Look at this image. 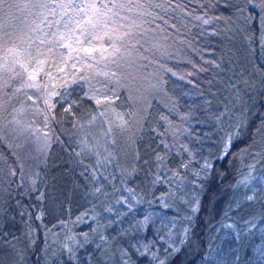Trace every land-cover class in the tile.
Wrapping results in <instances>:
<instances>
[{"label": "trees", "instance_id": "1", "mask_svg": "<svg viewBox=\"0 0 264 264\" xmlns=\"http://www.w3.org/2000/svg\"><path fill=\"white\" fill-rule=\"evenodd\" d=\"M103 2L123 5L131 35L115 56L84 64L67 59L47 21L31 31L41 9L5 0L0 12V57L43 53L55 77L50 142L36 161L8 131L22 97L0 71V264H264V0ZM97 118L110 141L100 159L77 143ZM158 214L187 223V236L156 263L131 244Z\"/></svg>", "mask_w": 264, "mask_h": 264}, {"label": "rangeland", "instance_id": "2", "mask_svg": "<svg viewBox=\"0 0 264 264\" xmlns=\"http://www.w3.org/2000/svg\"><path fill=\"white\" fill-rule=\"evenodd\" d=\"M15 48L18 52H20V55L14 56L6 51L0 57V71H3L9 76L16 78L15 89L22 97V100L13 109L10 115L8 131L10 134H12V136H9L19 139V146H24L26 148V155L29 154V157L37 161V159L42 158L50 142V135L48 133V115L50 109V100L54 93V83L53 79L51 81L49 80L47 74L38 77L36 81L29 80L28 76L32 72L36 60L42 59L39 56L34 55V53H31L30 59L27 54L23 53V50L17 47ZM75 57L81 58V62L79 63L82 64L92 60L84 57L83 53L80 55L73 54L74 59H76ZM95 58H99L100 60L102 59L98 54L95 56ZM100 63L102 62L100 61ZM21 65H27L28 70L26 71ZM48 72H51L52 76L54 77L53 71ZM33 83L37 84L38 87L26 86ZM98 119L99 118L96 119L97 123H93L95 120L90 119L89 123L87 124V129L85 130L87 134L81 135V137H86H80L79 139L78 135L77 138V143L79 142L78 144L81 145V151L85 152V154L95 157L96 159L106 156L105 154L107 147L110 145V141L108 139L106 141L104 135L100 133V125L98 124L100 123V120ZM190 195L192 196V191L188 193L186 198L187 200L189 199L188 197ZM122 201L125 204L137 202L125 200ZM181 202H187L191 204V208L193 210L196 207V201ZM80 203L86 204V201H82ZM168 205L173 210H177V206L173 205L172 203H169ZM225 207L226 206L223 205L221 214L225 213ZM84 213L87 215V217L93 218L95 212L90 209L83 211V214ZM102 217L107 218L109 215H107V212H103ZM155 221L156 222L153 227L154 229L151 232L152 234L146 236L144 240L138 238L135 243L131 244V248L138 253L143 252L144 257L147 258V260L158 263L161 259L159 255L164 251H167V249L170 250V253L174 251H181V246L183 242H185L187 236V223L184 221H179L176 216L173 218H166L161 214L155 216ZM228 226L229 223L227 222L226 229H228ZM225 233L226 232H224L223 237L218 240L210 255L214 262L218 261L217 263L222 261V258L220 257L224 254L226 255L227 248L229 247V233ZM125 260L126 259H123L124 264H129Z\"/></svg>", "mask_w": 264, "mask_h": 264}, {"label": "snow or ice", "instance_id": "3", "mask_svg": "<svg viewBox=\"0 0 264 264\" xmlns=\"http://www.w3.org/2000/svg\"><path fill=\"white\" fill-rule=\"evenodd\" d=\"M4 4L5 0H0V12H2ZM29 6L41 9L42 11L38 12L37 16H43L40 23L36 24V27L31 31L39 29L40 24H44L45 21H47L49 28L55 27L56 32L53 35L56 36L60 47L69 50L68 60L73 58V54L80 55L81 53L87 59H93L97 54L102 59L115 56L121 51L117 41L123 42L131 35L130 26L122 22L124 18L120 16L119 11L115 10L122 8L123 5L116 2L104 3L103 0L101 3H97L96 0H91V2H85V0H79V2L77 0H26L23 7ZM49 16L53 19H49ZM57 26H61L63 30L61 31V28ZM0 28H3L2 15H0ZM17 39L21 41L28 39L27 33L22 37H17ZM106 41L109 43L110 51L109 48L104 47ZM45 42V40L40 39L41 45ZM29 47H31V43ZM7 51L14 56L20 55L15 47ZM27 55L31 59V53L28 52ZM41 55L45 54L37 52V56ZM46 55L48 58L54 59L51 48L48 49ZM21 66L26 71L28 70L27 65ZM46 66L50 68L53 65L48 60L37 59L28 79L36 81L38 77L44 74H47L50 81L54 79L55 77L52 76L51 72H46ZM57 72L63 73L64 68H57ZM26 86L38 87L35 83ZM65 111H70V108L65 109ZM227 150L226 145L225 153Z\"/></svg>", "mask_w": 264, "mask_h": 264}]
</instances>
